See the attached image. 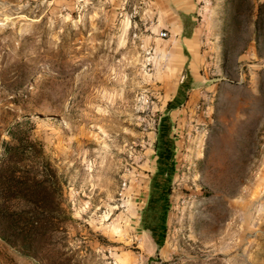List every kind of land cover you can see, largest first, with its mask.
I'll return each mask as SVG.
<instances>
[{
    "label": "rangeland",
    "instance_id": "374dc122",
    "mask_svg": "<svg viewBox=\"0 0 264 264\" xmlns=\"http://www.w3.org/2000/svg\"><path fill=\"white\" fill-rule=\"evenodd\" d=\"M173 2L0 0V159L19 127L65 182L71 220L43 258L264 264V0H190L200 85L167 111L188 71ZM161 119L176 155L159 248L143 208ZM19 250L0 237V264H45Z\"/></svg>",
    "mask_w": 264,
    "mask_h": 264
},
{
    "label": "trees",
    "instance_id": "16d2710c",
    "mask_svg": "<svg viewBox=\"0 0 264 264\" xmlns=\"http://www.w3.org/2000/svg\"><path fill=\"white\" fill-rule=\"evenodd\" d=\"M263 7L264 3L260 5V8ZM192 90V80L185 78L175 98L168 102L167 111L181 108ZM181 95L183 100L176 106L174 101ZM162 119L157 129L155 171L159 157H166L169 161L159 171V175H154V198L148 201V197L143 208V211H148L153 206L155 213L145 230L152 234L159 248L163 247L165 240L170 183L175 174L176 155L172 127L166 119ZM10 137L12 141L4 142L0 159V237L5 243L19 247L25 256H42L41 260L45 264H61L55 257L43 256L47 241L54 238L55 232H64L61 229H65L71 220L63 206L65 182L40 142L19 127L10 131ZM160 175L161 178H158ZM156 198H159V203L155 207Z\"/></svg>",
    "mask_w": 264,
    "mask_h": 264
},
{
    "label": "crops",
    "instance_id": "0c3cea01",
    "mask_svg": "<svg viewBox=\"0 0 264 264\" xmlns=\"http://www.w3.org/2000/svg\"><path fill=\"white\" fill-rule=\"evenodd\" d=\"M173 3L175 4V8L179 13L178 19L174 20V26L177 29L176 37L182 48V54L185 59L184 66H187L188 68V71L185 73L183 79H191L192 86L194 88H197V86L200 85V79L191 68L194 55L198 54L201 50V44L199 42V39H197V19L192 15L193 10L190 0H174ZM176 95L177 92L175 96ZM177 100L178 97H176L174 103L177 102ZM178 109L180 108H177V110Z\"/></svg>",
    "mask_w": 264,
    "mask_h": 264
},
{
    "label": "flooded vegetation",
    "instance_id": "af4514ba",
    "mask_svg": "<svg viewBox=\"0 0 264 264\" xmlns=\"http://www.w3.org/2000/svg\"><path fill=\"white\" fill-rule=\"evenodd\" d=\"M157 168H156V171L154 172V175L156 176V175H159V171L166 165L165 163L166 162H168L169 160L166 158V157H163L162 156V158L161 157H159L158 159H157ZM154 175H153V177H154ZM158 178H161V175L160 176H158ZM156 191V186L154 185H152L151 186V189H150V193H149V199H148V201H152L153 200V198H154V192Z\"/></svg>",
    "mask_w": 264,
    "mask_h": 264
},
{
    "label": "built area",
    "instance_id": "2783aa9c",
    "mask_svg": "<svg viewBox=\"0 0 264 264\" xmlns=\"http://www.w3.org/2000/svg\"><path fill=\"white\" fill-rule=\"evenodd\" d=\"M160 37L162 39H166L168 37V32L167 31L161 32Z\"/></svg>",
    "mask_w": 264,
    "mask_h": 264
}]
</instances>
